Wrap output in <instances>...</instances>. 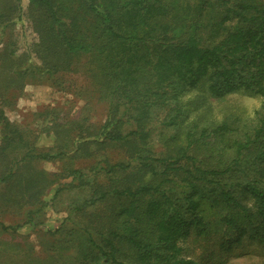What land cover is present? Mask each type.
<instances>
[{
  "label": "trees",
  "instance_id": "1",
  "mask_svg": "<svg viewBox=\"0 0 264 264\" xmlns=\"http://www.w3.org/2000/svg\"><path fill=\"white\" fill-rule=\"evenodd\" d=\"M33 82L83 104L9 119ZM239 90L264 99V0H0V204L24 217L1 228L74 189L40 264H221L263 243L264 103L248 116Z\"/></svg>",
  "mask_w": 264,
  "mask_h": 264
},
{
  "label": "rangeland",
  "instance_id": "2",
  "mask_svg": "<svg viewBox=\"0 0 264 264\" xmlns=\"http://www.w3.org/2000/svg\"><path fill=\"white\" fill-rule=\"evenodd\" d=\"M27 2L28 0H21L22 11H25ZM9 31L19 50L25 48L34 37V32L29 27L25 16L16 20L13 28ZM6 35L4 34V36ZM69 96L65 92L53 89L45 82H33L27 84L23 93L17 98L16 103L11 107H5L4 111L9 119L36 128L39 122L36 120L34 113L47 104H59L66 108L73 99L72 110L79 109L83 101ZM228 97L239 106L238 109H245L244 113L253 117L257 109L261 108L262 103H264V99L261 97L240 90L231 92ZM102 108L97 103L91 114L102 117ZM261 112H263V109ZM41 138H39L40 142L48 144V139ZM155 143L158 145L157 142ZM157 149L159 150L160 147ZM41 166L50 173L59 172L62 161H43ZM233 180L234 178L230 179L229 182H233ZM261 181L264 184V176ZM238 190V188H234V194L237 196ZM52 194L53 190L45 195L47 205L35 217L33 223L20 225L15 231L2 229L0 226V264H40L38 259L46 258L52 240H59L58 234L60 235V233L55 232L56 229L60 227L62 219L66 217L70 205L79 197L74 189L60 192L55 200L50 199ZM241 200L252 204L250 196L242 195ZM6 206L0 204V222L6 226L20 224L24 220L23 209ZM47 264L59 263L58 261H51ZM221 264H264V242L255 241L242 250L234 251L225 257Z\"/></svg>",
  "mask_w": 264,
  "mask_h": 264
}]
</instances>
